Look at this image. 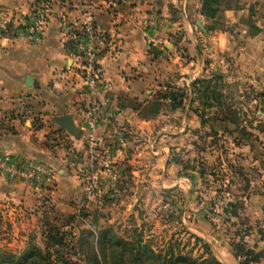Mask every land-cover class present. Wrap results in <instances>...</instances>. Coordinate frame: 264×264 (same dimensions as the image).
<instances>
[{
  "label": "rangeland",
  "instance_id": "374dc122",
  "mask_svg": "<svg viewBox=\"0 0 264 264\" xmlns=\"http://www.w3.org/2000/svg\"><path fill=\"white\" fill-rule=\"evenodd\" d=\"M193 2L191 24L201 39L200 54L213 45L196 18L206 34L226 36V74L216 67L206 72L208 58L197 64L178 11H173L179 23L173 31L152 34L163 49L149 44L164 57L176 50L181 64L194 55L189 60L199 73L186 72L181 84L167 80L160 94L168 111L180 112L191 96L189 111L197 121L185 127L190 134L184 147L160 157L147 141L127 139L117 130L121 135L113 132L114 142L99 154L101 165H67L62 180L58 168H50L54 184L32 189L37 199L0 201V264H188L180 256L253 264L234 249L254 226L264 230V86L249 85L245 75L235 80V52L242 46L244 58L259 56L264 71V0H209L210 17L201 14L203 0ZM33 15L15 26L29 44L38 45L28 40ZM1 22L4 33L10 26ZM258 36H263L260 50L253 41ZM246 61L250 66L254 60ZM227 81L232 97L225 95ZM173 95L180 97L174 109L168 99ZM244 143L247 155L237 152ZM209 146L214 153L206 152ZM240 154L250 157L244 165L235 164ZM256 161L259 165H250Z\"/></svg>",
  "mask_w": 264,
  "mask_h": 264
},
{
  "label": "crops",
  "instance_id": "0c3cea01",
  "mask_svg": "<svg viewBox=\"0 0 264 264\" xmlns=\"http://www.w3.org/2000/svg\"><path fill=\"white\" fill-rule=\"evenodd\" d=\"M196 5L193 0H0V20L8 21L10 26L0 33V154L35 159L52 170L58 168L57 174L62 180L68 176V147L78 152L81 165H101L99 154L104 152L106 145L114 142L113 132L117 130L124 131L127 139L147 141L154 154L160 157L174 148L184 147L190 134L185 127L197 121L189 111L194 104L191 96L186 110L180 112L168 111L160 94L162 84L167 80L181 84L186 72L191 71L193 76L199 73L192 70L194 60H189L194 55L181 64L176 50L171 48L167 57L161 56L150 47L146 37L148 34L152 36L156 30L173 31L179 23L172 15L173 11H178L198 53L197 64L200 65L201 59L205 63L208 58L206 72H212L216 67L226 74L228 60L225 62L226 55H223L226 36L206 34L204 22L196 18L195 25L213 45L208 51L202 50L203 56L200 54L197 43L201 39L191 24ZM36 11L44 14L46 24L42 42L31 45L15 25L22 23L24 15ZM87 20L103 35L99 62L102 76L109 83L108 100L113 113L110 121L96 128L91 153L90 132L79 121L82 85L74 75L72 61L65 54L71 28ZM240 38L245 39L244 36ZM262 38L258 36L253 40L257 50L262 49ZM242 51L241 46L235 52L236 57L239 55L235 80L245 75L249 85L262 83L263 87L264 77H260L264 73L263 59L249 56L254 60L250 62ZM242 64L246 65L243 69ZM27 77L32 79L29 86L26 85ZM228 84L230 81L225 83L226 89ZM63 115L72 116L80 130L78 137L68 134L53 121V117ZM245 145L249 144H240L237 152L247 155ZM212 150L213 147L209 146L206 152L214 153ZM249 153L253 154L251 148ZM244 154L236 158V165H244V161L250 158ZM257 162L250 165H259ZM37 198L30 185L8 182L0 177V201L24 202ZM259 202L258 208L262 209ZM242 236L259 257L260 264H264V230L254 226L251 232Z\"/></svg>",
  "mask_w": 264,
  "mask_h": 264
},
{
  "label": "built area",
  "instance_id": "2783aa9c",
  "mask_svg": "<svg viewBox=\"0 0 264 264\" xmlns=\"http://www.w3.org/2000/svg\"><path fill=\"white\" fill-rule=\"evenodd\" d=\"M46 19L44 14L34 12L28 27V40L41 43ZM4 24L0 21V27ZM148 44L157 49H163L160 41L147 35ZM103 35L91 21L71 28L66 43L65 54L72 61L74 75L82 85L80 95L81 109L79 121L90 132L89 151L92 152L94 133L97 127L113 117L112 107L108 100L109 83L104 80L99 57L102 51ZM116 136L121 133L114 131ZM122 143L123 141L120 140ZM68 165H81L78 152L71 147L66 149ZM0 177L8 182H23L32 189L53 183V173L50 167L40 161L29 158H18L9 154H0Z\"/></svg>",
  "mask_w": 264,
  "mask_h": 264
},
{
  "label": "trees",
  "instance_id": "16d2710c",
  "mask_svg": "<svg viewBox=\"0 0 264 264\" xmlns=\"http://www.w3.org/2000/svg\"><path fill=\"white\" fill-rule=\"evenodd\" d=\"M209 0H203V5L201 7V14L206 16V17H210L214 14V11L207 9L206 5L207 2ZM228 91H227V96L228 97H232L233 94L232 92L229 90L231 88V85L228 84L227 85ZM170 100L171 108L174 109L176 107H178V105L180 104V97L177 98L176 95L171 96V98H168ZM249 142V141H248ZM235 251H238L240 254L239 257H243L245 259H249V261L253 264H260V259L259 257L254 253V251L252 249H250V247L248 246L247 243H245V241H241L239 243H236L235 245ZM178 260H182V261H186L188 264H223L221 262H219L215 257H210L208 259H202L200 261H194V260H190L189 258L186 257H178Z\"/></svg>",
  "mask_w": 264,
  "mask_h": 264
},
{
  "label": "water",
  "instance_id": "95a60500",
  "mask_svg": "<svg viewBox=\"0 0 264 264\" xmlns=\"http://www.w3.org/2000/svg\"><path fill=\"white\" fill-rule=\"evenodd\" d=\"M198 25L201 27L200 22H198ZM31 77L26 78V85L29 86L31 84ZM53 121L62 129H65L66 132L73 137H78L80 134V130L76 127V125L73 122L71 115H63L58 117H53Z\"/></svg>",
  "mask_w": 264,
  "mask_h": 264
}]
</instances>
